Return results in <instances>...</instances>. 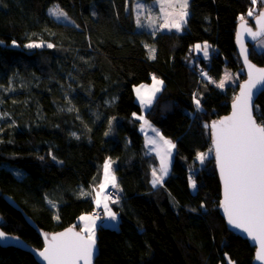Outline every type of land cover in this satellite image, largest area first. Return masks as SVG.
I'll return each instance as SVG.
<instances>
[{"label": "trees", "instance_id": "16d2710c", "mask_svg": "<svg viewBox=\"0 0 264 264\" xmlns=\"http://www.w3.org/2000/svg\"><path fill=\"white\" fill-rule=\"evenodd\" d=\"M132 1L0 0V227L42 246L36 230L6 201L8 194L40 229L80 230L77 219L94 210L93 186L110 160L118 195L107 200L119 225L96 228L94 264H227V256L235 264H254V247L220 216L214 163L202 169L211 176L212 191L191 165L212 147L210 123L229 113L238 89V83L216 86L224 69H243L237 23L253 6V15L243 19L252 24L264 2L190 0L185 29L178 32L137 27ZM52 6L72 21L52 16ZM35 42L43 45L26 47ZM197 43L213 53L191 63ZM249 55L264 66V50L250 45ZM198 66L211 78L201 76ZM153 77L163 87L143 114L176 145L170 171L156 188L133 115L142 113L134 85ZM254 109L255 120L264 122V90ZM0 264L39 263L27 251L0 246Z\"/></svg>", "mask_w": 264, "mask_h": 264}, {"label": "snow or ice", "instance_id": "6c2138e0", "mask_svg": "<svg viewBox=\"0 0 264 264\" xmlns=\"http://www.w3.org/2000/svg\"><path fill=\"white\" fill-rule=\"evenodd\" d=\"M255 4L256 0H252ZM182 9L180 13L181 21L186 23L188 15V0H182L180 4ZM61 15H66L60 13ZM253 12L249 10L248 16H252ZM244 19L243 16L240 17ZM260 23V31L253 32L250 28L247 29L250 36L255 39L257 36L264 34V12H261L257 17ZM168 25L165 24V27ZM172 27L180 29L181 23H174ZM16 42L13 41V45ZM41 45L30 43L26 45L28 48L40 47ZM49 48L52 44L47 45ZM198 49L199 45L196 46ZM204 55H208V46H204ZM245 63L249 67V80L241 87L240 95L236 98L233 104L234 111L230 117L221 120L219 124H213V136L215 145L216 160L219 166L221 178L223 180V196L221 207L226 213L228 223L236 229H242L254 241H258L260 248L256 255L257 260L264 261V122L258 124L253 117L252 99L254 93L252 89L257 84L264 85V69H258L259 75L253 77V65L248 61V51L241 47ZM163 81L153 77V85L149 89L147 96L141 95L140 102L142 105L148 106L156 99V93L160 92ZM219 87H223L221 82ZM138 95L140 90L137 89ZM199 109L200 102L195 100ZM135 115V113L133 114ZM143 119V117H138ZM148 124V121H144ZM150 126V125H149ZM156 132V129H153ZM75 135V133H73ZM157 135L159 133L157 132ZM163 145L166 146L164 155L161 156L162 175L157 176L153 170V186L162 183L163 176L167 175L168 167L166 156L171 154V149L176 145L171 140L160 137ZM149 143L156 144L155 140H150ZM160 146L158 145V148ZM158 154H160L158 152ZM199 160L203 163L205 154H199ZM55 159V158H54ZM111 163L106 162L104 165L105 184L111 182L112 187H116V178L111 174ZM105 185L102 184L101 188ZM191 187L195 188L194 181L191 182ZM108 198L105 197V201ZM100 201L97 200V204ZM107 217L112 220H117V214L109 209L108 204H104ZM81 220L85 221L84 231L86 236L78 232H74L71 228L64 233L53 235L43 251L39 255L48 262V264H92L96 246L95 229L97 228L96 219L93 216H81ZM8 234L0 231V240L8 239ZM18 239V238H16ZM47 239V237H46ZM227 255V254H225ZM229 264L234 262L229 261Z\"/></svg>", "mask_w": 264, "mask_h": 264}, {"label": "rangeland", "instance_id": "374dc122", "mask_svg": "<svg viewBox=\"0 0 264 264\" xmlns=\"http://www.w3.org/2000/svg\"><path fill=\"white\" fill-rule=\"evenodd\" d=\"M189 1L188 0V7H189ZM261 2H264V0H260ZM182 3V0H133L131 2V7L133 10V17L135 19V23L137 27H141L144 29H147L148 31H178V32H182L183 29H185V22L181 21V17H180V13L182 11L180 4ZM256 6V5H255ZM253 7V6H252ZM252 7L250 8L251 11H254L252 9ZM49 13L54 16L55 18H57L59 21L61 22H67L70 23L72 20L70 19V17L62 10H59L58 8H56L55 6H52L48 9ZM64 13L66 15H61L60 13ZM187 12H188V8H187ZM254 13V12H253ZM248 14V13H247ZM188 17V15H187ZM187 17L185 19H187ZM247 16H244V18L247 19ZM174 23H181V27L179 30H177L175 27H172V24ZM165 24H167L168 26L165 27ZM35 44H39V45H43L42 43L39 42H35ZM199 45L200 48L198 49L196 46ZM207 45L205 44H194L192 46V52H193V60L191 63H193V61H197L196 59L198 57H202L204 59H208L209 56L213 53V49H211V47H209L208 45V55L205 56L204 55V46ZM255 48L260 51V50H264V36L259 38L258 41H256L254 43ZM152 55V53H151ZM240 73L244 74L243 69H239V71H232L231 69H224V72L221 76V79L218 80V82H216V86L218 87V85L221 84V82H223V87H220L221 89H225L226 87H233L235 86L237 83L239 84L240 80ZM157 80H161V78L155 77ZM162 81V80H161ZM164 83V82H163ZM153 85V78L151 80L150 83L147 82H142L141 84H137L134 85L133 87V93H135V96L137 98H140L141 95L143 96H147L149 94V89L152 87ZM161 89L163 87V84L160 86ZM137 89L140 90V94L138 95L137 93ZM160 92L156 93V96L159 94ZM140 102V100H139ZM141 104V102H140ZM153 104V103H152ZM151 104V105H152ZM151 105L145 106L141 104V108H142V113L141 114H135V117L139 120L140 122V129H141V133L144 136V147H145V154L148 155L149 157H151V163H150V168H151V183L153 182V180L155 179V177L153 176V170L156 171L157 176L162 175V173L160 172V168H161V156L164 155L165 151H166V146L163 145V141L160 139V137L162 136L160 134V132L158 131V129L156 127H154L153 125L150 124V122L148 121V119L146 118V116L143 114L144 111H146V109H148ZM138 117H143V119H139ZM145 120L148 121V124H145ZM150 125V126H149ZM150 130V135L148 136V140H155L157 143L156 144H152V146H149L148 141H147V130L145 128ZM144 128V129H143ZM153 129H156L157 131L154 132ZM157 132L159 133V135H157ZM163 137V136H162ZM168 139V138H165ZM170 140V139H168ZM172 141V140H171ZM172 143L174 144V142L172 141ZM158 145L160 146L158 148ZM163 145V146H161ZM158 152L160 154H158ZM173 152H174V148L171 149V154L166 156L165 159L167 161V167H168V173L170 171V164L173 160ZM200 153H204L205 154V159L203 161V163L199 160V154ZM198 156L195 159V166L191 165V172L194 173L195 177H197V179H203L204 183H205V187L212 191L214 189L213 184H212V179L211 176H209L205 171L202 172V169H208L211 166V162L214 163V158H213V149L212 147L204 152H199ZM106 162H110V160H107ZM103 163L102 166V180H100V183L98 185L93 186V198L96 197L97 200L100 201L99 204H105V202L108 204L109 209H111V211L115 212L117 214V220L114 222L115 226H110L107 224H104L103 222L105 221H109V218L106 215L103 216V218H98L96 219V224L97 227L101 224L103 225H107L109 227L112 228H117L118 227V218H119V213H117L116 210H114V208H111L108 200L105 201V196L104 197V191H107L108 187H112L111 182L105 184V173H104V165L105 163ZM111 174L113 175V170H112V163H111ZM167 173V175H168ZM167 175L163 176V181L165 179V177ZM162 181V182H163ZM194 181L193 179L190 180V188L191 187V182ZM195 182V181H194ZM104 184L105 186L103 188H101V185ZM162 184V183H160ZM157 184L155 187L152 186L153 188L158 187ZM109 189V188H108ZM197 188H192L193 191H195ZM107 193V192H106ZM107 195V194H106ZM95 196V197H94ZM104 198V200H103ZM94 200V199H93ZM104 201V203L102 202ZM98 204V205H99ZM96 207V206H95ZM104 207V205H103ZM81 216H93L96 217L95 214H93V212H83L82 215H80L77 219V223L80 226V231L82 232L83 235H87V233L84 231L85 228V221L81 220L80 217ZM95 235H96V229H95ZM229 261L234 262L233 260L230 259L229 256H227L226 258V262L227 264H229ZM235 264V262H234Z\"/></svg>", "mask_w": 264, "mask_h": 264}, {"label": "water", "instance_id": "95a60500", "mask_svg": "<svg viewBox=\"0 0 264 264\" xmlns=\"http://www.w3.org/2000/svg\"><path fill=\"white\" fill-rule=\"evenodd\" d=\"M261 12H264V8L263 9H260L258 11V14L253 18L252 20V24L250 23H247L246 20H241L237 23V27H236V30H235V45H236V52H237V56H239L240 58V63H241V67H243V70H244V79H242L239 84H238V89H237V92L235 94V96L233 97V100L231 101L230 103V111L229 113L225 114V115H222L219 117V119H216V120H213L211 121L210 123V133H211V144H212V149H213V158H214V165H215V171H216V175L218 176V180H219V187H220V202H219V205H218V208H219V213H220V216L222 217V219L225 220V223H226V226H227V229H229L230 231H232L233 233H236L238 234L240 237H242L243 239H246L249 241L250 245L254 247V258H253V261H254V264H264V261H261V260H257L256 259V255L259 251V248H260V245H259V242L258 241H254L251 237H249L245 232H243L242 229H236L234 228L232 225H230L228 223V220H227V216H226V213L224 212V209L221 207V202L222 200L224 199V196H223V180L221 178V174H220V170H219V166H218V163H217V160H216V154H215V145H214V136H213V128H212V125L215 123V124H219V122L221 120H224L225 118L227 117H230L234 111V108H233V104L236 102V98L240 95V92H241V87L246 84V82L249 80V67H248V64L245 63V60H244V56L242 54V51H241V47H242V44H243V48L247 49L248 51V61L249 63H251L254 67L252 69V75L253 77L259 75V73L257 72L258 69H264V66H258L256 65L251 59H250V45H254V43L256 41L259 40V38L263 37L264 34L260 35V36H257L255 39L252 38V36L249 35L247 29H251L253 32H259L260 31V23L258 22L257 20V17L259 16V14ZM264 90V85L262 84H257L253 89V93H254V96H253V99H252V104H253V117L255 119V116H254V104L257 100V97L258 95ZM257 121V120H256ZM258 123V122H257ZM259 124V123H258ZM5 199L6 201L12 206L14 207L17 211L19 210L22 214V217H24L25 221L27 222V224L31 227H33L36 232L39 234L40 238H42L43 240V243H42V246L41 248H36L34 247L33 245H29L24 239H22L20 236H17V235H13L11 233H7L8 234V239H4V240H0V246L2 247H9V246H12V247H15V248H18L19 250H24V251H27L29 252L30 254H32V256L34 257V259L39 263V264H48V262L46 260H44L40 255H39V252L40 251H43L45 249V247L48 245L51 237L53 235H58L60 233H64L67 229L71 228L74 232H78L80 233L81 235L82 232L77 229L75 226H67L65 228H62V230H59V231H52V232H48V231H45L43 230L42 228L40 229V227L37 226V224L35 223V221L33 220L32 217L28 216L24 210L22 209L21 206H19V204H17V202L14 200V198L10 195H5ZM1 216H0V221H1ZM0 231H3L5 232L3 229H1L0 227ZM6 233V232H5ZM85 236V235H84ZM47 237V239H46ZM18 238V239H16ZM98 254V246L96 244L95 246V251H94V256H93V259H92V264H94V260L96 259V256ZM80 264H83V262L81 261Z\"/></svg>", "mask_w": 264, "mask_h": 264}, {"label": "built area", "instance_id": "2783aa9c", "mask_svg": "<svg viewBox=\"0 0 264 264\" xmlns=\"http://www.w3.org/2000/svg\"><path fill=\"white\" fill-rule=\"evenodd\" d=\"M197 71L201 76H205L206 78H211V75L207 73L203 68L200 66L197 67ZM151 76H153V72L151 73ZM107 195L111 201H115L118 195V191L116 190V187H109L107 188ZM93 214H95L98 218H103L105 215V210L103 208L94 207V210L92 211Z\"/></svg>", "mask_w": 264, "mask_h": 264}, {"label": "crops", "instance_id": "0c3cea01", "mask_svg": "<svg viewBox=\"0 0 264 264\" xmlns=\"http://www.w3.org/2000/svg\"><path fill=\"white\" fill-rule=\"evenodd\" d=\"M138 99L140 100V98H138ZM106 194H107V193L104 191V197L107 196ZM94 197H95V196H94ZM93 199H94V203H95V206H96V207H98V208H104V207H103L104 204H99V205L97 204V199H96V197L93 198ZM103 200H104V198H103ZM102 202L104 203V201H102ZM114 222H115V221H112V220L109 219V221H105V222H103V223H104V224H107V225H110V226H115Z\"/></svg>", "mask_w": 264, "mask_h": 264}, {"label": "bare ground", "instance_id": "6f19581e", "mask_svg": "<svg viewBox=\"0 0 264 264\" xmlns=\"http://www.w3.org/2000/svg\"><path fill=\"white\" fill-rule=\"evenodd\" d=\"M144 128H145V127H144ZM144 128H143V129H144ZM145 129L147 130V134H146V136H147V135H150V134H151V133H150V130L147 129V128H145ZM147 141H148L149 146H152V144L149 143L148 136H147ZM161 146H163V145H161ZM152 147H153V146H152ZM163 147H164V146H163ZM151 184H152V183H151Z\"/></svg>", "mask_w": 264, "mask_h": 264}]
</instances>
